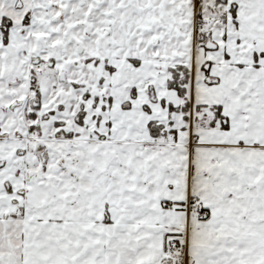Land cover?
I'll list each match as a JSON object with an SVG mask.
<instances>
[{
    "label": "snow or ice",
    "instance_id": "1",
    "mask_svg": "<svg viewBox=\"0 0 264 264\" xmlns=\"http://www.w3.org/2000/svg\"><path fill=\"white\" fill-rule=\"evenodd\" d=\"M0 264H264V0H0Z\"/></svg>",
    "mask_w": 264,
    "mask_h": 264
}]
</instances>
